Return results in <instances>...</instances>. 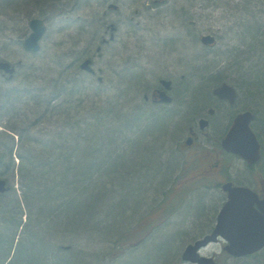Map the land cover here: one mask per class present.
Segmentation results:
<instances>
[{
  "label": "rangeland",
  "instance_id": "374dc122",
  "mask_svg": "<svg viewBox=\"0 0 264 264\" xmlns=\"http://www.w3.org/2000/svg\"><path fill=\"white\" fill-rule=\"evenodd\" d=\"M111 2L118 5L116 10L109 7ZM260 7L255 0H0V60L15 67L13 75L0 70V87L22 86L29 80L31 88L34 83L51 85L59 71L72 65L84 73L90 95L99 91L103 99L113 101L122 96L125 111L137 108L136 118L141 125L131 124L128 130L132 131L122 133L143 136L140 158H136L143 167H138L131 178L126 217L119 218L120 228L114 237L73 244L80 248L87 264H161L171 255L165 264H188L182 261L181 251L209 231L223 193L221 187L204 186L198 190L182 186L184 178L192 177L194 172L186 164L171 160L181 136L178 121L182 122L183 117L179 112L186 109L194 91H203L205 83L211 92L220 83L238 85L240 81L264 79V72L258 79L246 80L242 76L250 67L245 58L252 59L255 73L264 71V50L258 46L264 43V35L248 33V26L256 29V22H264V18L253 15L260 16L256 11ZM33 17L42 18L46 30L40 50L28 52L23 41ZM207 33L215 36L214 44L200 41V36ZM86 59H90L92 72L85 73L80 67ZM161 78L171 80L168 93L172 101L154 104L150 94ZM53 102L59 103V97ZM18 114L25 121L19 130L26 128L21 138L19 133L7 134L0 126V158L12 147L15 166L20 163L18 154L24 152L25 145L39 146L44 130H56L55 120L60 122L62 116L59 109H54L53 123L32 124L33 116ZM19 116H14L18 119L15 121L3 115L2 121L20 126ZM167 156L173 162L169 164L170 173L163 176L168 169L164 166L169 161ZM6 163L3 158L0 170ZM232 168L235 177L246 180L241 164H233ZM159 169L162 173L157 176ZM16 171L7 178L14 191L0 194L1 206L11 207L15 193L21 195ZM16 221L17 217H0V233H5L8 225H16ZM17 230L21 231V224ZM35 231L41 236L42 229ZM47 240L46 245L51 243L62 250L71 244L64 239ZM39 246L36 243L34 249ZM222 249V245L211 243L202 253L215 256L220 264H237L244 258H232ZM80 252L60 257L69 262L73 256V261L76 256L81 260ZM49 263L57 264L56 250Z\"/></svg>",
  "mask_w": 264,
  "mask_h": 264
},
{
  "label": "trees",
  "instance_id": "16d2710c",
  "mask_svg": "<svg viewBox=\"0 0 264 264\" xmlns=\"http://www.w3.org/2000/svg\"><path fill=\"white\" fill-rule=\"evenodd\" d=\"M255 1L261 5L256 10L260 16L253 15L264 18V0ZM256 24V29L255 26H248V33L252 36L258 32L264 35V22ZM258 46L264 50V43ZM245 60L250 67L245 68L247 70L242 76L246 80L260 78L264 71L255 73L250 64L252 59ZM52 80L51 85L34 83L32 88L30 80L23 82L22 86L0 87V126L7 134L19 133L20 137V133L26 131V128L19 130L25 121L18 113L33 116L32 124L40 121L53 123L51 112L54 109H59L62 115L60 122L55 120L58 125L56 130L53 127L44 130L39 138V146L25 145L24 152L18 154V165L15 166L12 147L2 154L7 163L0 170V175L8 178L17 170L22 191L20 196L14 192L11 207L0 205V217L18 219L15 227L8 225V230L0 233V264H50L55 250L57 264H87L80 248H75L73 244L82 240L90 242L97 238L109 240L114 237V232L120 228L119 218L126 217L124 211L128 206L131 178L136 176L138 167H143L139 159L136 160L140 158L138 150L143 146L140 143L143 136L128 137L125 134L132 131L128 130L129 125H141L136 118L137 108L133 113L125 111L122 96L113 101L103 99L99 91L91 90L94 93L90 95L84 73L72 65L64 67ZM247 84L258 91L264 87V79L250 80ZM201 87L202 92L193 93L198 99L185 100L188 103L186 109L179 112L183 119L192 117L208 102L210 93L206 83ZM255 96L264 97V94L257 93ZM58 97L60 102L55 104L53 100ZM174 114L171 117L174 118ZM3 115L8 118L19 116L20 121L17 122L22 125L4 123ZM179 127L180 131L183 125L179 123ZM147 154H150V150H147ZM3 158H0V163ZM171 160L175 158L171 157ZM169 161L162 164L168 168L163 176L170 173L169 164L173 161ZM159 173L162 170L159 169L157 176ZM19 224L21 231L17 230ZM36 228L42 229L41 236L36 233ZM48 237L52 240L64 239L71 244L66 245L68 248L64 250L59 246L53 248L51 243L46 245ZM36 243L40 246L34 249ZM79 252L82 254L81 260L79 256L74 261L73 256L70 262L60 257L65 253L74 255ZM171 256L161 264H165ZM250 257H244L237 264H264V249Z\"/></svg>",
  "mask_w": 264,
  "mask_h": 264
},
{
  "label": "flooded vegetation",
  "instance_id": "af4514ba",
  "mask_svg": "<svg viewBox=\"0 0 264 264\" xmlns=\"http://www.w3.org/2000/svg\"><path fill=\"white\" fill-rule=\"evenodd\" d=\"M114 5L113 9L116 10L118 5ZM249 84L220 83L212 87L208 102L192 117L179 122L183 125L181 136L176 150L171 154L175 163L186 164L194 172L192 177L184 178L182 186H193L198 190L204 186L221 187V206L228 199L229 193L222 188L226 182H231L233 186L248 187L257 193L259 199H264V97L255 96L257 93L264 94V87L256 91ZM161 90L163 86L159 84L151 91L152 103H163L159 100ZM238 117L241 119L233 129ZM233 164L242 165V176L246 180L233 175ZM254 207H257L256 203ZM219 209H215L209 231L215 226ZM214 243L222 247L225 245L222 238Z\"/></svg>",
  "mask_w": 264,
  "mask_h": 264
},
{
  "label": "water",
  "instance_id": "95a60500",
  "mask_svg": "<svg viewBox=\"0 0 264 264\" xmlns=\"http://www.w3.org/2000/svg\"><path fill=\"white\" fill-rule=\"evenodd\" d=\"M110 6L115 5L110 4ZM30 28L31 32L24 39L23 44L26 50L36 52L40 48L39 40L45 31V25L42 19L33 18L30 21ZM214 40L212 34H203L200 37V41L204 44H211ZM89 62L90 60H85L81 67L91 70ZM0 68L9 73L13 72V68L7 62H0ZM160 82L169 89L170 80L161 79ZM159 96L162 101L171 100L165 90H161ZM239 119L241 118L235 120L233 129L237 127ZM247 130L251 134L248 125ZM222 188L229 193L228 199L217 215L213 230L188 244L182 252L183 259L195 264H217L212 257L200 255L199 249L209 242L216 241L218 237H222L227 242L224 250L237 257L252 254L264 247V199H259L257 193L248 187L233 186L231 182L224 183ZM8 189L6 180L0 178V193ZM255 203L257 207H254Z\"/></svg>",
  "mask_w": 264,
  "mask_h": 264
},
{
  "label": "bare ground",
  "instance_id": "6f19581e",
  "mask_svg": "<svg viewBox=\"0 0 264 264\" xmlns=\"http://www.w3.org/2000/svg\"><path fill=\"white\" fill-rule=\"evenodd\" d=\"M86 60H90V59H86ZM0 178H2V176H0ZM11 187H12V186H11ZM12 188H13V187H12ZM10 190H11V188H10ZM10 190H9V191H10ZM18 196H20V195H18Z\"/></svg>",
  "mask_w": 264,
  "mask_h": 264
}]
</instances>
